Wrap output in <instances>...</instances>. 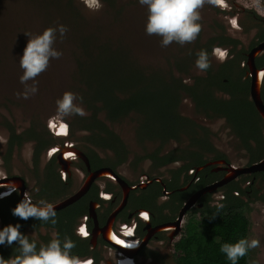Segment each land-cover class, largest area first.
Here are the masks:
<instances>
[{
    "label": "flooded vegetation",
    "instance_id": "af4514ba",
    "mask_svg": "<svg viewBox=\"0 0 264 264\" xmlns=\"http://www.w3.org/2000/svg\"><path fill=\"white\" fill-rule=\"evenodd\" d=\"M106 2L110 7L112 0ZM139 5L145 8V23L132 26L128 21L123 27L124 38L114 36L116 28L123 25L124 11L119 13L120 21H115L117 26L95 31H85V22L75 17L71 28L79 31L71 37L85 41L91 52L79 53L81 48L66 47L59 42L60 36L56 38L57 46L70 50L69 55L73 53V86L68 91L82 97L75 102L86 115L60 120L55 113L42 119V113L36 111L22 130L9 117L0 115V127L6 132L0 142V229L19 224V231L36 242L37 250L58 233L61 241L67 236L75 244H83L87 251L78 257L82 261L91 259L93 264H118L125 259L141 264L138 258L142 264H176L182 255L176 244L186 236L188 225L200 230L205 210H218L229 199L237 198L246 204L252 219L251 198L258 199L264 191L258 186L264 171H246L264 158L252 161L257 149L264 147L260 110V105L264 109V17L250 10H243L245 16L235 12L233 0H224L219 6L205 5L202 9L212 13L205 23L210 27V37L202 40L201 31L192 43L181 46L173 42L161 47V37L146 34L148 10ZM221 15L233 30L252 35L246 47L218 22L216 17ZM47 24H51L49 18ZM107 42L123 60L120 67L144 77L156 75L169 98L175 100L176 115L184 121L175 137H143L133 114L112 119L96 111L99 104L93 109L101 71L107 66L113 68L101 51ZM215 47L227 51L224 62L212 55ZM154 49H160L162 63L138 55ZM122 50L126 51L119 52ZM200 50H206L211 61L205 72L195 66ZM63 93L52 90L50 95L59 99ZM183 102L193 107L199 121L181 114ZM219 121L245 153L246 166H232L219 150L211 130V125ZM61 123L68 125L66 134H58ZM122 126L129 127L137 152L130 153L124 138L115 131ZM26 147L30 149L29 164L19 166L15 162ZM126 165L132 172L131 179L120 173ZM25 192L37 205L41 200L52 203L58 223L14 216L12 209ZM81 227L89 233L88 238L77 234ZM113 237L125 244H139L127 249ZM161 252L167 254V262L160 257ZM19 254L16 244L0 245V257L4 259Z\"/></svg>",
    "mask_w": 264,
    "mask_h": 264
},
{
    "label": "rangeland",
    "instance_id": "374dc122",
    "mask_svg": "<svg viewBox=\"0 0 264 264\" xmlns=\"http://www.w3.org/2000/svg\"><path fill=\"white\" fill-rule=\"evenodd\" d=\"M106 1L101 0L104 7L99 12H91L81 3V0H58L59 5L61 3L59 10L53 9L54 3L52 2L39 5L37 0H4V2L0 0V106H5L0 107V115L9 117L22 130L27 127L34 112L42 113V119L56 113L57 107L56 100L54 99L58 98H53L50 95L52 90H62L65 92L68 91L69 87L73 86V81L71 80V73L75 66L73 53L69 55L71 53L70 50H64L54 44V48L61 52L62 55L59 59H52L47 70L36 77L38 91L28 99L18 97L17 93H21L24 90V85L19 82V77L23 71L19 66V60L29 40V37L25 33L37 35L50 26L55 28L60 25H55L54 22H62L61 25L67 27L64 38H70L72 35H76L74 33H78L79 31L71 28V20L73 18H81L85 22V31H95L99 27L117 26L115 21H120L122 17H118L120 11H124L125 18L124 22H122L123 25L118 27V29L116 28L117 31L114 33V36L125 37L123 27L128 21L132 23V26H140L145 23V8L140 7L138 0H112L110 7ZM233 1L237 6L236 9H233L235 12L242 13L245 16L243 10H250L256 15L264 17V0ZM7 2L10 3L6 6ZM225 4L227 5V9L230 10L227 2ZM205 5L210 7V4ZM64 10L65 12H63ZM200 10L201 22L204 23L202 25L201 39L205 40L210 37V27L205 23L212 13L209 12L210 10H206V12L203 9ZM212 10L214 11V9ZM48 17L49 22H51L49 25L47 24ZM216 19L228 28L229 35L238 38L243 47L247 46L252 35L244 36L241 32L233 30L223 15L216 17ZM57 36H60L59 33H57ZM159 52L160 49H154L149 54L141 53L138 55L141 58H152L154 63L156 61L162 63L163 57ZM32 83L33 81H28L29 85ZM6 101L15 102L20 107H15ZM180 112L183 116L195 121H199L200 119L196 116L193 107L188 102L181 104ZM211 130L216 134L215 143L226 156L229 163L234 167L246 166L247 159L245 153L239 149L238 143L229 137L224 123L222 121L216 122L211 125ZM115 131L124 138L130 153L138 151L136 143L130 134L129 127L122 126L118 129L116 128ZM4 138H6V132L0 127L1 143H3ZM29 159L30 149L26 147L22 151L19 161L15 162V164L25 166L29 164ZM144 168H146V165ZM120 173L125 178L131 179L130 174L132 172L128 165L122 168ZM255 185L254 188H256ZM258 186L264 187L263 177L260 178ZM250 206L252 208L253 231L255 237L260 241L256 264H264V191L258 199L251 198ZM160 254V257L167 262L169 259L167 254L164 252ZM137 260L142 264L140 258Z\"/></svg>",
    "mask_w": 264,
    "mask_h": 264
},
{
    "label": "clouds",
    "instance_id": "9594fccd",
    "mask_svg": "<svg viewBox=\"0 0 264 264\" xmlns=\"http://www.w3.org/2000/svg\"><path fill=\"white\" fill-rule=\"evenodd\" d=\"M138 2L142 6H147L146 34L161 37V47H167L173 42L181 46L194 42L202 31V25L199 22L201 20L200 9L205 4L221 5L217 0H138ZM81 3L91 12H99L104 7L101 0H81ZM66 32V26L58 25L55 28L48 27L37 35L25 33L29 40L19 60V66L23 70L19 82L24 85V90L17 93L18 97L28 99L38 91L36 77L47 70L50 60L61 57L62 53L54 48V44L57 33L63 39ZM212 55L220 62H224L228 53L226 50L215 47L212 50ZM195 66L201 72H205L211 67L209 54L206 50L198 52ZM28 81H33V83L29 85ZM77 99L82 101V97L65 91L62 97L56 101V116L63 120L71 115H86L83 108L75 102ZM60 126L68 127L66 123H61ZM12 214L25 221L35 218L45 223L50 222L52 225L58 223L54 205L44 200L39 201L37 205L32 202L27 192L12 209ZM20 227L19 224H9L0 229V245L12 246L16 244L20 250V254L15 257L8 259L0 257V264H93L91 259L82 261L78 256L72 254V249L76 247V244L69 237L65 236L61 241L57 233L56 237L51 239L48 244L41 245L37 250L36 242L29 241L28 237L19 231ZM77 234L82 239L89 236V233L83 231L82 228H79ZM138 244L139 242H129L123 246L132 249ZM259 246L258 238H241L235 243H223L220 251L225 254L231 264H237L239 259ZM118 264H131V261L125 259L119 261Z\"/></svg>",
    "mask_w": 264,
    "mask_h": 264
},
{
    "label": "trees",
    "instance_id": "16d2710c",
    "mask_svg": "<svg viewBox=\"0 0 264 264\" xmlns=\"http://www.w3.org/2000/svg\"><path fill=\"white\" fill-rule=\"evenodd\" d=\"M37 2L39 5L52 2L54 10H59L61 5L58 0ZM74 21L75 18L71 20L73 27ZM59 42L66 47L81 48L79 53L92 51L85 41L80 42V39L74 37L60 39ZM101 51L106 53V63L111 64L113 68L107 66L101 71L102 80L96 84V95L92 99L93 109L95 104H99L96 111L103 112L106 117L112 119L133 114L132 116L138 120L137 127L143 137L150 139L175 137L184 127V121L176 115L177 104L175 100L169 98L167 89L155 79L156 75L144 77L129 70L125 71L123 66L120 67L123 60L121 61L120 55H116L118 51L113 49L109 42ZM151 89L155 92H151ZM96 124L99 125V122L96 121ZM156 125L157 128L154 130ZM263 157L264 147H259L252 156V161H259ZM205 212L206 216L201 217L200 230L197 231L192 224L188 225L186 236L176 244V249L182 252L176 264H231L220 251L221 245L235 243L241 238H256L253 221L243 201L231 198L222 208ZM85 250L87 251L83 244L76 243L72 254L82 256ZM257 254L258 248L250 250L237 264H256Z\"/></svg>",
    "mask_w": 264,
    "mask_h": 264
},
{
    "label": "water",
    "instance_id": "95a60500",
    "mask_svg": "<svg viewBox=\"0 0 264 264\" xmlns=\"http://www.w3.org/2000/svg\"><path fill=\"white\" fill-rule=\"evenodd\" d=\"M2 2H4V0H2ZM10 2L6 3V6L9 5ZM260 110H261V114L264 117V109L262 108V106L260 105ZM247 172H256V171H264V158L261 162H259L256 165H253L251 168H249L248 170H246Z\"/></svg>",
    "mask_w": 264,
    "mask_h": 264
},
{
    "label": "snow or ice",
    "instance_id": "6c2138e0",
    "mask_svg": "<svg viewBox=\"0 0 264 264\" xmlns=\"http://www.w3.org/2000/svg\"><path fill=\"white\" fill-rule=\"evenodd\" d=\"M218 3L223 5L224 0H217ZM233 24L235 25V21H233ZM50 127H55V124H50ZM67 133V128L65 126H60L58 134H66ZM145 219H147V216L145 215ZM83 231H86L84 227H81ZM113 239H116L113 237ZM118 243H123L122 241H117Z\"/></svg>",
    "mask_w": 264,
    "mask_h": 264
},
{
    "label": "bare ground",
    "instance_id": "6f19581e",
    "mask_svg": "<svg viewBox=\"0 0 264 264\" xmlns=\"http://www.w3.org/2000/svg\"><path fill=\"white\" fill-rule=\"evenodd\" d=\"M115 241H117L116 239H114ZM118 243V242H117ZM120 246H123L125 243H118ZM124 247V246H123ZM126 248V247H125ZM128 249V248H127Z\"/></svg>",
    "mask_w": 264,
    "mask_h": 264
}]
</instances>
